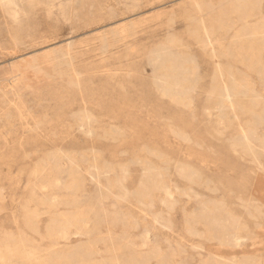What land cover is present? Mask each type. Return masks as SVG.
Segmentation results:
<instances>
[{
    "label": "rangeland",
    "instance_id": "obj_1",
    "mask_svg": "<svg viewBox=\"0 0 264 264\" xmlns=\"http://www.w3.org/2000/svg\"><path fill=\"white\" fill-rule=\"evenodd\" d=\"M0 264H264V0H0Z\"/></svg>",
    "mask_w": 264,
    "mask_h": 264
},
{
    "label": "bare ground",
    "instance_id": "obj_2",
    "mask_svg": "<svg viewBox=\"0 0 264 264\" xmlns=\"http://www.w3.org/2000/svg\"><path fill=\"white\" fill-rule=\"evenodd\" d=\"M38 1V0H37ZM50 1V0H49ZM1 2H2V0H1ZM23 2V1H22ZM34 1H32V3H33ZM18 3V2H17ZM242 3V2H241ZM244 3V2H243ZM35 4H37V2L35 3ZM39 4V3H38ZM197 5H198V3H196ZM198 8H200V5H199V7ZM202 11V10H201ZM225 26V25H224ZM223 26V27H224ZM241 29V28H240ZM229 99H230V96H229ZM86 120V119H85ZM83 125V124H82ZM58 184V183H57ZM45 188V187H44ZM47 188V187H46ZM168 194L171 196L172 195V193H171V191H168ZM66 225V224H65ZM246 230H247V228H245ZM242 230V229H241ZM233 239L235 240V242L237 243V244H240V241L243 239L242 238V236L241 235H239V234H235V235H233ZM23 248H25V247H23ZM23 248H20V250H21V253L24 255V257L26 258V259H28L29 261H32L31 260V257H29V253L27 252V250H25V249H23ZM119 259V258H118ZM121 262V261H120Z\"/></svg>",
    "mask_w": 264,
    "mask_h": 264
}]
</instances>
